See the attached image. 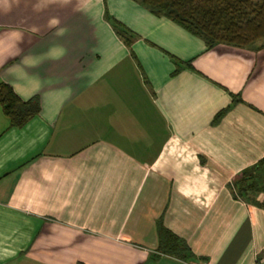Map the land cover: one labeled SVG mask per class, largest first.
I'll list each match as a JSON object with an SVG mask.
<instances>
[{
	"label": "crops",
	"instance_id": "obj_1",
	"mask_svg": "<svg viewBox=\"0 0 264 264\" xmlns=\"http://www.w3.org/2000/svg\"><path fill=\"white\" fill-rule=\"evenodd\" d=\"M0 82L39 103L21 127L0 110V264H264V209L228 187L264 156V37L206 49L139 0H0ZM157 221L191 256L157 255Z\"/></svg>",
	"mask_w": 264,
	"mask_h": 264
},
{
	"label": "trees",
	"instance_id": "obj_2",
	"mask_svg": "<svg viewBox=\"0 0 264 264\" xmlns=\"http://www.w3.org/2000/svg\"><path fill=\"white\" fill-rule=\"evenodd\" d=\"M153 15L165 17L203 40L206 49L216 44L245 47L264 37V0H139ZM106 15V14H105ZM118 37L129 45L131 38L123 26L107 16ZM190 66L189 61L185 63ZM233 101L238 100L233 95ZM0 110L13 127L23 126L39 112L36 96L21 100L11 86L0 82ZM229 189L234 197L264 209V156L241 171ZM157 255H169L181 260L191 256L185 241L168 230L161 221L156 223Z\"/></svg>",
	"mask_w": 264,
	"mask_h": 264
}]
</instances>
